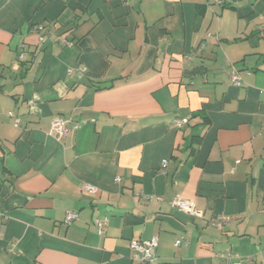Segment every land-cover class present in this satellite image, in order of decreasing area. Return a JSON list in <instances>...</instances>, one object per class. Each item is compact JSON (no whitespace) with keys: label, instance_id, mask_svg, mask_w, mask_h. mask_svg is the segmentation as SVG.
<instances>
[{"label":"crops","instance_id":"crops-1","mask_svg":"<svg viewBox=\"0 0 264 264\" xmlns=\"http://www.w3.org/2000/svg\"><path fill=\"white\" fill-rule=\"evenodd\" d=\"M226 5L0 0V264L264 262V0Z\"/></svg>","mask_w":264,"mask_h":264},{"label":"built area","instance_id":"built-area-1","mask_svg":"<svg viewBox=\"0 0 264 264\" xmlns=\"http://www.w3.org/2000/svg\"><path fill=\"white\" fill-rule=\"evenodd\" d=\"M216 3L226 5L229 0H214ZM37 32L39 34V40L42 41L46 34L48 33L49 36L52 35V33L48 30H45V28L42 25L37 26ZM51 37V36H50ZM53 40H61L64 44L66 45H71V41H67L65 39H58V38H53ZM19 61H22L23 59V53L20 52L17 56ZM231 80L232 83L235 85H240V79L235 71L231 73ZM8 116L13 119V125L18 126L19 119L14 115L12 111L7 112ZM187 122V118H182V119H174L173 125L175 128L181 127L183 124ZM67 119L60 115H56L51 119L50 122V129L49 133L54 135L57 138H61L65 136L71 129H74L76 126L73 125L71 128L67 126ZM167 164V161L164 160L162 162V167H165ZM84 189L93 192L95 188L90 185H84ZM170 205L171 207L175 208L176 210L186 212L188 214L194 215V216H199L201 214V211L198 210L195 207V202L193 200H186L181 198L180 196L176 195L170 200ZM0 213V217H1ZM78 217L77 213L75 211H67L66 216H65V222L70 223L72 220L76 219ZM228 217H223L221 220H214L211 221V224L213 226L217 227H222L223 224L227 221ZM96 227L99 231V233L102 231L104 225L107 223V220H100L96 219L95 220ZM1 230V227H0ZM158 244V238L156 236H153L149 239H131L129 241V247L132 250V259L137 261L138 264H153L156 260V253L155 249ZM181 244H184V242L180 240H176L174 245L179 246ZM221 256V255H220ZM249 260L247 259H238L237 261L231 263V264H244ZM261 264H264L262 262Z\"/></svg>","mask_w":264,"mask_h":264},{"label":"trees","instance_id":"trees-1","mask_svg":"<svg viewBox=\"0 0 264 264\" xmlns=\"http://www.w3.org/2000/svg\"><path fill=\"white\" fill-rule=\"evenodd\" d=\"M226 6H228V5H226ZM39 25H41V24H39ZM37 26L38 25L35 26V31H37ZM42 26L45 28V25H42Z\"/></svg>","mask_w":264,"mask_h":264}]
</instances>
